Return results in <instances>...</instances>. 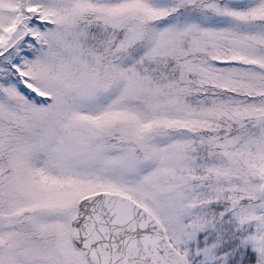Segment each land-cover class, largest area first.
<instances>
[{
	"label": "snow or ice",
	"instance_id": "6c2138e0",
	"mask_svg": "<svg viewBox=\"0 0 264 264\" xmlns=\"http://www.w3.org/2000/svg\"><path fill=\"white\" fill-rule=\"evenodd\" d=\"M0 264H264V0H0Z\"/></svg>",
	"mask_w": 264,
	"mask_h": 264
}]
</instances>
